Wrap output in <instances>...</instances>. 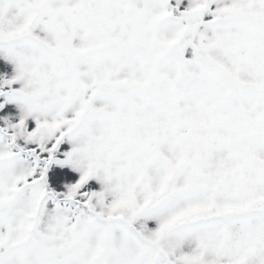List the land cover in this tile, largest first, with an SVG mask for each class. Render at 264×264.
<instances>
[{
    "label": "snow or ice",
    "instance_id": "obj_1",
    "mask_svg": "<svg viewBox=\"0 0 264 264\" xmlns=\"http://www.w3.org/2000/svg\"><path fill=\"white\" fill-rule=\"evenodd\" d=\"M0 264H264V0H0Z\"/></svg>",
    "mask_w": 264,
    "mask_h": 264
}]
</instances>
